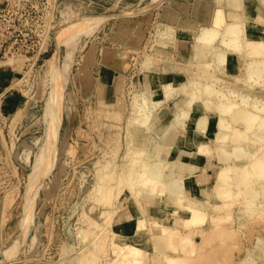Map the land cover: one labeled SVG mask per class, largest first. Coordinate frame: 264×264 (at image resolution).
Segmentation results:
<instances>
[{
    "label": "rangeland",
    "instance_id": "374dc122",
    "mask_svg": "<svg viewBox=\"0 0 264 264\" xmlns=\"http://www.w3.org/2000/svg\"><path fill=\"white\" fill-rule=\"evenodd\" d=\"M9 1L13 0H0V4H6ZM161 2L157 7H152L149 12L139 15L140 10L152 5L154 1H29L30 10L36 13V17L30 21V25L34 27L41 25L43 27L42 34L45 35L34 53V55L37 54V57L33 63H31L32 60H26L27 57L23 55L4 58V47L0 46V66L3 65L0 69L7 70L0 72V77L11 76L12 70L16 71V75H19L14 76L15 78L9 77L12 78L11 83L5 82L9 85L7 86L8 90L15 93L14 101L16 102L15 106L18 105V109L7 118L6 115L0 114V250L10 246L19 231L25 227V218L21 216L20 204L28 181V174L35 163L37 144L44 135L46 126L49 125L47 117L54 114H57L58 117V128L52 147L53 163L48 168L50 170L47 169L40 175L43 183L35 204L34 223L29 231V239L37 228L41 235L39 246L41 254L38 261L32 264H67L68 261L73 263L71 262L72 256L80 258L89 254V247L95 241L97 245L99 242L100 245L102 243L104 250H110L109 241L107 243L103 241L105 238L109 239L111 227L109 222L103 223L102 230L100 228V230L92 231L89 225L91 217L98 220L100 212L98 205L90 213L89 208L95 203L104 204L105 201L100 202L96 199V196L91 193V189L98 177L115 176L117 171L126 165L124 153L127 132L125 127L127 117L132 109L133 99L129 93V84L127 87H123L121 99L125 102V106L120 110L121 112L119 110L111 112L109 108L103 106L104 104L115 105L120 97L115 98L112 103H105L99 98L92 99L91 90L94 83L92 82L91 68L93 64L99 62L100 57L102 59L104 52L106 58L104 62L100 61L101 64L108 63V60L112 59L115 61L113 66H117L116 68L120 70L122 67L121 71L126 72L130 77L138 69L142 71L150 69V67L145 69L143 66L146 58L147 61L151 58L153 64L165 56L172 45L162 44L159 41L162 35L165 36L162 33L164 23L160 21V17L167 11L176 14L177 20L179 14L176 12V7L170 5L171 0H167L168 3L163 0ZM220 2L221 0H194L188 8L191 15H188L187 18L194 20L193 9L196 7V14L199 16L197 25L206 26V21H209L211 16L209 12L207 14L204 12ZM159 11L160 13H158ZM132 12L135 14L132 16L128 14ZM242 14L244 15L243 12ZM93 16L96 20L102 16L106 19L99 20L98 25ZM73 17H78L77 19L92 17V25L89 24L91 26L67 32L59 46L58 63L47 65V60L51 59L56 49L54 34L50 30V26L55 25V22L60 23ZM166 22L171 25L169 19ZM45 23L46 25H44ZM246 40L247 38L244 36L243 41ZM124 42H129L130 45L122 44ZM118 44L122 45L117 46ZM190 44V42L187 43V45ZM34 55H30L28 58H33ZM237 57L242 61L241 57ZM19 60L23 62L21 65L17 63ZM210 64V69L214 70L213 64ZM255 65H249V73H254V76L260 79L264 72L262 74L260 71H256V68L252 69ZM185 69L188 71L187 67ZM230 74H232L230 75L232 81L237 78V80L234 79L236 88L241 87L242 91L251 97L257 96V99H264L263 83L256 85L258 83L256 82L255 87L249 88L243 83L245 81H242L245 78V71L243 73L233 70ZM62 78H65V81L62 88L58 89L59 95H56V80ZM239 80L241 81L239 82ZM257 81H261V79ZM228 89L231 94L234 92L229 86ZM3 90L0 91V96L5 94L2 93ZM106 112L112 115L109 117ZM143 134L142 132L138 133L141 137ZM251 136L250 133V138H253L255 144L247 142V147H257L256 149L259 148L257 151L259 154H257H262L264 140ZM17 152L20 156L17 155ZM240 160L239 164L247 162L246 158ZM250 180L252 181V179ZM213 183L214 177L208 183V187L211 188ZM257 183L259 184V182ZM233 196L232 204L230 203V206L219 210V212L222 211V215L227 216L220 223H215L216 220H212L211 217L218 212L209 209L208 213L211 218H208L206 224L199 225L197 231L198 233L199 231L203 232V228L210 229L215 224H218L217 228L207 240L195 242V245L200 248L194 253L195 255L192 254L185 258V261L187 260L183 261L185 264H239L241 259L256 249L257 239L264 236V201L257 198L256 202L252 204L248 202L245 205V203H241L243 196L240 192H235ZM256 204L262 205L257 207ZM253 205L257 208H254ZM244 207L249 208L248 211L252 208L255 209V215L252 214L253 210L247 213V209ZM240 209H246V211L240 212ZM256 210H263V212L260 214ZM83 213L88 215H83ZM162 222L169 224L167 221ZM227 234L230 236L228 237ZM171 247L169 245V249H166V252L171 255L183 253L181 251L185 250L174 251L172 250L174 248ZM181 247L179 246V248ZM16 259L17 252L9 259L1 261L0 264H16ZM199 260L201 263H198ZM159 263L162 264L160 259L156 264Z\"/></svg>",
    "mask_w": 264,
    "mask_h": 264
},
{
    "label": "bare ground",
    "instance_id": "6f19581e",
    "mask_svg": "<svg viewBox=\"0 0 264 264\" xmlns=\"http://www.w3.org/2000/svg\"><path fill=\"white\" fill-rule=\"evenodd\" d=\"M153 1L152 5L140 10L138 14L143 15L149 12L152 7H157L159 3H162V0ZM163 1L168 3L167 0ZM245 4L257 5L256 8L260 9L264 8V0H221L220 4L214 5L204 12V14L209 12L211 16L210 20L206 21V26L197 25L199 16L196 14V7L193 9L194 20H191L183 17L178 5L173 6L171 2L170 5L176 7V12L179 14L175 26L166 22L167 11L162 14L160 21L164 23V25L162 24L164 31L161 32L165 36L162 35L159 41L162 44L170 45L174 44L177 39H183L192 45L193 60L184 66L188 68L187 75L184 74L187 77H185V82L180 85L161 83L160 86L142 89H139L132 79L129 82V93L132 96L133 105L125 127L127 132L124 153L126 165L119 169L115 176L98 177L91 189V193L96 196V199L100 202L105 201L104 204L91 205L89 213L97 205L100 212L98 220H94L89 214L91 217L89 225L91 230L95 231V229L100 230L103 223L109 222L111 226L109 239L105 238L103 241L106 243L109 241L110 250H104L102 243L100 245L99 242L97 245L95 241L89 247V254L80 258L72 256L71 262L73 263L67 260V264H78L79 262L81 264H156L159 259L162 264H185L187 261L185 258L196 253L200 248L195 245V242L207 240L218 224L210 229L203 228V232L199 231L200 234L197 231L198 226L206 224L208 218L211 217L212 220H216L215 223H220L221 220L227 218L219 210L230 206V203L232 204L235 192H240L243 196L241 203H245V205L248 202L251 204L256 202L257 198L264 201V152L258 155L259 148L246 145L247 142L255 144L253 138H250V133L257 139L264 140V99H257V96L251 97L244 93L241 87L236 88L234 79L237 80V78L232 81V76H230L233 70L243 73L245 71V78L242 81H245L243 83L249 88L255 87L256 82H258L256 85L264 84V75L260 77L261 81H257L260 79L256 78L254 73H249V65L254 64L256 65L252 69L256 68V71H260L262 74L264 72V25L245 18L242 14ZM125 14L123 15L125 16ZM128 14L132 16L135 12ZM188 14L191 15V13ZM77 18L65 19L63 22H55V25L50 26V30L54 34L56 49L51 59L47 60V65L58 63L59 46L67 32L92 25V17ZM103 18L105 17H99V20ZM93 19L98 24L99 20H96L94 16ZM244 36L247 38L245 42L243 41ZM105 55L103 52L101 62L105 61ZM237 56L241 57L242 61ZM36 57L37 54L33 58H26V60H32L31 63H33ZM17 63L21 65L23 62L19 60ZM210 63L213 64L214 70L210 69ZM143 66L145 69L149 67L147 58ZM119 72L125 73L124 76L127 75L120 69ZM64 81L65 78L56 80V95H59L58 89L62 88ZM223 83L231 87L234 92L231 94L228 86ZM237 89L238 91H236ZM177 93L183 95L184 107L182 109L173 108L174 125L171 128L155 125L154 118L156 110L158 111L157 108L169 103ZM197 104H201V108L197 107ZM103 106L109 108L111 112L112 110L118 112L125 106V102L120 97L115 105L104 104ZM114 115L116 116V114ZM117 115L119 116V114ZM47 118L49 125L46 126L44 135L37 144L35 163L28 174V181L20 204L21 216L25 218V227L19 231L10 246L0 250V262L9 259L17 252L16 264H32L38 261L41 254L39 249L40 230L35 229L30 239L29 231L34 223L35 204L43 183L40 175L45 173L53 163L52 147L58 128V117L57 114H54ZM176 126L198 130L210 139L197 149L199 153L214 158L218 168L214 172L212 187L209 190L204 189L199 195L189 193L184 176L172 174L174 166H184L188 173L192 172L194 168L191 164L187 165L177 160L170 161L166 156L170 145L178 140L173 129ZM133 127H143L149 132L150 140L146 147L141 148L135 145L131 134ZM182 146L184 147V145ZM17 155H19L18 152ZM243 158H246L247 162L239 164L238 161ZM128 197L139 207L141 216L133 221L131 233L123 235L114 230V223L116 214L120 215L127 210ZM148 203L155 205L164 203L166 207H169L171 211L165 216L168 220H172V224H164L162 219L158 220L152 217L146 205ZM254 205V208L261 206L256 204L257 207H255ZM209 209L218 213L210 217ZM246 209L247 213L253 210L252 214L255 215V209L252 208L249 211V208ZM246 209L239 211L245 212ZM259 210L256 211L260 213L264 209ZM83 215L88 214L83 213ZM99 219L103 222H100ZM236 220L238 222L237 218ZM88 230L90 231V229ZM94 236L96 238L97 234ZM169 245L174 248L172 249L174 251L185 250L181 251L183 253L171 255L166 252ZM179 246L182 247L179 248ZM239 264H264V236L257 239L256 249L241 259Z\"/></svg>",
    "mask_w": 264,
    "mask_h": 264
},
{
    "label": "crops",
    "instance_id": "0c3cea01",
    "mask_svg": "<svg viewBox=\"0 0 264 264\" xmlns=\"http://www.w3.org/2000/svg\"><path fill=\"white\" fill-rule=\"evenodd\" d=\"M193 1L194 0H171L173 6L178 5L181 15L185 18L189 15L188 8ZM256 6L245 4L244 16L247 20L257 21L264 25V8L260 9L256 8ZM166 16V21L169 19V21H171V25L175 26L177 15L167 13ZM186 43H188V41L177 39L174 44H170L172 45L168 49L170 52L167 51L165 56L161 57V59L152 64V60L150 58L149 70L142 71L138 69L135 71L136 74L134 73V75L130 76L131 78L127 75L124 76L119 72V68H116L117 66H113L115 65L114 60L110 59L108 60V63L101 64L100 57L99 62L95 65L93 64L91 68L92 82L94 83V87L91 90V98H99L105 103H112L115 98L122 97L123 87H127L131 79L139 89L145 87L152 88L153 86L158 85L160 86L161 83H172L175 85L184 83L186 79L185 77H187L185 76L187 75V71L184 66L193 60L194 52L192 45H187ZM122 44H126L128 46L130 45L129 42H124ZM122 44H118L117 46H121ZM2 66L3 65H1L0 68H2ZM122 69L123 68L121 67V70ZM4 71L6 72L7 70L0 69V72ZM15 75L16 71L12 70L11 76L0 77V91L4 89L2 93H5L0 96V114L6 115V118L12 115V113H15V111H17L16 109H18V105L15 106L16 102L14 101L16 97L15 93L9 91L7 88L9 85L5 83L12 81V78L9 77H14ZM183 99V95L181 93H177L175 97L169 101V103L158 107V111L156 110L154 118V124L171 128L174 125L175 118L172 110L173 108L182 109L184 107ZM200 105L201 104H197V107L201 108ZM164 120H166V122H164ZM173 129L178 140L174 144L170 145L166 155L168 160H177L187 165L191 164L194 168L192 172L188 173L186 167L174 166L172 167V174L176 176H184V181L187 185L186 187L189 193L199 195L204 189H210L208 187V183L211 179H213L215 171L214 168L217 167V162L214 158L198 152V147L210 140L204 133H201L198 130L195 131L194 129L184 128L181 126L173 127ZM141 132L144 133L142 137L138 135V133ZM131 134L137 147H146L150 140L149 132L143 127L131 128ZM139 138L140 141H138ZM182 145H184V147ZM146 205L152 217L158 220L162 219L161 221H167L169 224H172V220H168L165 216V214L171 210L169 207H166L164 203H161L160 205L148 203ZM140 216L141 213L139 207L131 199H129L127 202V210L120 215H117L115 218L114 230L123 235L130 234L132 231L133 221Z\"/></svg>",
    "mask_w": 264,
    "mask_h": 264
},
{
    "label": "built area",
    "instance_id": "2783aa9c",
    "mask_svg": "<svg viewBox=\"0 0 264 264\" xmlns=\"http://www.w3.org/2000/svg\"><path fill=\"white\" fill-rule=\"evenodd\" d=\"M30 0H13L0 4V46L6 56L34 55L39 43L44 38L41 25H30L36 17L30 10Z\"/></svg>",
    "mask_w": 264,
    "mask_h": 264
},
{
    "label": "water",
    "instance_id": "95a60500",
    "mask_svg": "<svg viewBox=\"0 0 264 264\" xmlns=\"http://www.w3.org/2000/svg\"><path fill=\"white\" fill-rule=\"evenodd\" d=\"M15 76H19V75H15Z\"/></svg>",
    "mask_w": 264,
    "mask_h": 264
}]
</instances>
